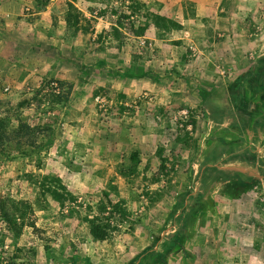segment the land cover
I'll return each mask as SVG.
<instances>
[{"label": "rangeland", "instance_id": "rangeland-1", "mask_svg": "<svg viewBox=\"0 0 264 264\" xmlns=\"http://www.w3.org/2000/svg\"><path fill=\"white\" fill-rule=\"evenodd\" d=\"M33 5L22 15L32 24L51 7L43 20L52 26L32 35L40 48L46 33L54 56L12 59L21 70L0 63V264H264V157L248 149L263 182L237 200L243 188L225 187L221 172L201 171L208 162L242 165L225 157L226 143L209 158L203 145L241 139L239 132L198 122L206 109L190 78H176L184 85L177 87L145 60L126 58L152 56L156 47L139 38L149 31L148 41L166 39L177 45L176 56H192L194 49L174 38L197 20L196 0ZM80 33L84 48L76 43ZM73 54L111 59L84 65L81 74L76 59L66 62ZM175 65L182 66L167 69L181 73ZM40 69L42 78L35 76ZM69 72L68 79L60 75ZM135 74L172 84L169 102L126 93ZM96 224L106 240L92 235Z\"/></svg>", "mask_w": 264, "mask_h": 264}, {"label": "crops", "instance_id": "crops-1", "mask_svg": "<svg viewBox=\"0 0 264 264\" xmlns=\"http://www.w3.org/2000/svg\"><path fill=\"white\" fill-rule=\"evenodd\" d=\"M196 2L197 20H193L189 28L186 27L187 29L182 31L180 38H174L182 40L181 43L183 44L190 45L195 51L192 56H176L178 53L176 44L169 46L166 43L168 40L158 39L156 42L153 41L156 49L152 51V56L150 54V56H126V58L128 61L133 57L136 60H145L153 75H157L163 82L170 80V76H172L173 83L177 87H184V85L180 86L176 82V78L182 81H184V77L190 78L192 80L190 81L191 86L196 88H192L193 94L199 96V100L196 101L197 104L202 103L206 109L205 117L199 118L198 122L221 125L226 132L231 131L230 129L239 132L241 139L228 140L227 142L220 137L214 138L216 142L214 146H210L206 142L203 145H205V156L209 158V153H212L215 148L221 149L220 144L226 143L229 148L225 152H228L225 157L230 160V163H233L234 158H239L242 165L215 166L217 167L215 168L212 167L213 164L208 162L202 169V173L206 167L213 169L209 172L223 173L229 179L223 181L225 187H234V183L241 180L250 182L252 178H259L263 182L262 177L256 174L261 165L256 168L251 166V164H259V162H254L251 159L248 149L256 147L254 152H258V159L264 157V102H253L250 112L239 113L238 110L242 107V100L245 96V89L239 81L240 77L259 58L264 57V0H196ZM33 3L34 0H0V63L1 61L6 63L12 66L14 70H21L18 63L11 61L19 58L18 56H32V53H38L41 56H54L48 50L50 43L46 33L42 34L40 48L37 44L38 39L36 40L32 35L37 26L46 32L52 26L51 21L43 20V18H47L51 7L48 6L47 10L36 13L42 15V19H37L35 24L22 17L23 10H30L35 6ZM203 17L206 18L205 21ZM150 33L151 31L147 33V36H140L139 38H148ZM31 38L35 40L34 43L31 42ZM83 40L84 35L80 33L76 43L81 48H84ZM67 43L69 44V42ZM73 43L72 40L71 44ZM22 44L26 49L22 48ZM56 45L61 50L60 44ZM62 50L63 52L66 51L65 47ZM69 57L66 61L67 64L75 65L72 59H76L78 65L75 68L81 74L85 73L82 72L84 65L96 66L101 63L102 59L108 58L107 56L82 57L74 54L69 55ZM170 63L182 64L181 67L175 65V68L181 69V73L169 71L167 67ZM46 67L48 69L50 66L47 65ZM41 72L43 73L42 69L35 76L42 78ZM95 72H93L94 77H96ZM59 74L57 73V75ZM60 75L67 79L71 77L70 72ZM127 84L129 89L126 88V93L134 94L135 91L156 93L161 98V102L158 103H168L169 97L166 94L174 91L172 84L158 83L149 75H143L140 79L135 74L129 78ZM231 102V110L229 111ZM193 103L192 107L194 106ZM218 113V117H211V114ZM219 139L223 141L219 143ZM240 149L241 152H239ZM260 151L263 153L260 154ZM212 181H214L212 183L219 184L217 179ZM252 190L253 188L242 193L237 200L246 201Z\"/></svg>", "mask_w": 264, "mask_h": 264}, {"label": "trees", "instance_id": "trees-1", "mask_svg": "<svg viewBox=\"0 0 264 264\" xmlns=\"http://www.w3.org/2000/svg\"><path fill=\"white\" fill-rule=\"evenodd\" d=\"M239 81L245 89V96L242 100V107H240L238 111L239 113L250 112L253 102H264V57L259 58L255 64L240 77ZM231 104L232 102L229 105V111L231 110ZM220 141L223 140L219 139V143H221ZM260 182L261 180L259 178H252L250 182L241 180L240 182H235L234 187L238 189L243 188L244 190L242 193H246ZM91 233L97 240H106L108 237L107 231L103 230L102 227L97 224L92 227ZM147 253L148 252L144 251L141 256Z\"/></svg>", "mask_w": 264, "mask_h": 264}, {"label": "built area", "instance_id": "built-area-1", "mask_svg": "<svg viewBox=\"0 0 264 264\" xmlns=\"http://www.w3.org/2000/svg\"><path fill=\"white\" fill-rule=\"evenodd\" d=\"M140 43L143 45V46H149V47H153L154 48V43L151 42V41H148L146 38L142 37L140 38ZM186 113V112H185Z\"/></svg>", "mask_w": 264, "mask_h": 264}]
</instances>
